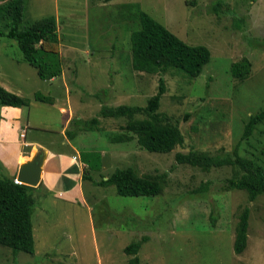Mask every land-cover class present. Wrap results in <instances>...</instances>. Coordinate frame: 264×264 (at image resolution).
<instances>
[{"label": "rangeland", "instance_id": "1", "mask_svg": "<svg viewBox=\"0 0 264 264\" xmlns=\"http://www.w3.org/2000/svg\"><path fill=\"white\" fill-rule=\"evenodd\" d=\"M136 9L186 43L208 47L210 60L197 77L177 69L161 74L132 69ZM47 16L56 18L61 46L62 73L52 85L23 58L14 39L0 37V86L20 89L31 99L22 107L24 120L33 125L25 128L28 139L57 150L66 137L76 150L91 152L93 163L100 154L99 170L89 171L94 180L131 166L138 174L158 176L163 188L155 196H121L113 185L84 180L86 201L71 203L42 188L33 191L34 252L14 254L0 244V264H264V192L249 201L245 190L224 187L234 173L231 166L203 170L175 160L176 152L192 149L213 156L237 149L264 173V119L241 139L248 116L264 109V0H26L24 23ZM242 58L249 60L250 71L232 74V63ZM160 76L166 90L159 111L177 120L184 136L183 144L167 153L141 149L135 140H110L113 133L142 126L140 121L148 125L142 115L99 116L98 129L70 139L60 132L64 117L50 103L32 99L36 92L52 100L59 96L57 104L72 105L87 120L102 103L145 106ZM11 135L23 137L19 126ZM106 152L112 155L103 159ZM7 168L0 163V176H8ZM245 206L247 243L236 253L235 230ZM134 241H140L136 254L125 250Z\"/></svg>", "mask_w": 264, "mask_h": 264}, {"label": "trees", "instance_id": "2", "mask_svg": "<svg viewBox=\"0 0 264 264\" xmlns=\"http://www.w3.org/2000/svg\"><path fill=\"white\" fill-rule=\"evenodd\" d=\"M25 7L26 0H0V37L16 41L23 58L36 69L41 79L57 77L62 73V67L56 18L47 16L24 23ZM129 7L135 6L132 4ZM135 15L138 21L130 34L132 69L149 74H161L170 69H177L191 79L202 72L204 65L210 60L211 53L208 47L186 43L143 10L136 9ZM249 71L250 62L247 58L232 63L230 68L234 75H242ZM165 90L164 78L160 76L157 90L148 98L145 106L128 104L109 106L102 103L95 117L87 120L73 118L71 124H75L76 130L67 129L66 135L73 139L78 132L98 129L99 116L132 118L142 115L148 125L145 126L143 121L138 120L142 126H134L131 131L113 133L109 136L110 140L115 143H129L135 140L141 149L160 153L170 152L177 145L183 144L184 136L177 120L159 111L160 99ZM33 98L52 103L51 97L41 93H34ZM28 104L29 98L0 86L1 106L22 107ZM263 119L264 109L250 114L244 124L241 139L249 137ZM90 153L80 152L81 161L84 163V179L93 180L94 184L101 186L113 185L116 193L121 196H155L162 192L163 187L158 176L138 174L131 166L117 167L108 177L102 176L100 180H94L89 171L99 169L100 154L96 155L98 163L95 160L93 163ZM175 160L203 170L231 166L234 173L226 179L224 187L245 190L249 201L255 200L264 192L262 166L251 158L241 156L237 149H234L232 154L223 156L208 155L192 149L186 153L176 152ZM35 188L15 181V177L0 176V244L10 247L14 254L17 251L29 254L34 252L31 216L35 205L33 195ZM249 212V207L245 206L239 213L234 239L236 253L242 252L246 247ZM139 247L140 241H134L128 244L125 250L136 254ZM130 261L136 263L137 256Z\"/></svg>", "mask_w": 264, "mask_h": 264}, {"label": "crops", "instance_id": "3", "mask_svg": "<svg viewBox=\"0 0 264 264\" xmlns=\"http://www.w3.org/2000/svg\"><path fill=\"white\" fill-rule=\"evenodd\" d=\"M60 47L59 43V52ZM58 77L59 76L53 77L45 81L48 83L50 82V85H52ZM2 87L11 90L10 92L17 95L26 97L20 89H11L8 85H3ZM66 91H68L67 95L69 96L70 94L67 88ZM59 98L60 97L58 96L53 99L50 105H52L57 112L64 117L60 125V132L64 136L66 130H70V125H75L73 123L70 124L71 120L73 118L82 119V117L78 116V113L76 114L72 105L65 106L64 104H57ZM32 99L34 98L32 97ZM29 104H31L30 98ZM22 107L4 105L0 108V163L3 167H9L7 168L10 172L8 176L16 178L19 166L26 160L33 158L36 154L41 153L43 155L41 180L34 191L42 188L45 194L53 195V199L63 200L67 203H71L77 199L86 201L84 200L86 198L83 187L84 180H88L90 183L92 182L89 179L83 178L84 163L81 161L80 151L76 150V148L70 144V140L66 139V137L61 139V148L57 150L53 149L50 143L44 142L41 139L39 140L38 138L33 137L28 139L25 128L26 126L33 125H31L29 118L24 120L25 118L22 115L24 113ZM21 118L25 121L24 126L22 125ZM17 126H19V137L20 134L24 132V136L20 137L22 140L17 139L16 137H14L13 140L11 135L12 130ZM110 155H112L111 152L101 154L103 159L104 156L109 157Z\"/></svg>", "mask_w": 264, "mask_h": 264}, {"label": "water", "instance_id": "4", "mask_svg": "<svg viewBox=\"0 0 264 264\" xmlns=\"http://www.w3.org/2000/svg\"><path fill=\"white\" fill-rule=\"evenodd\" d=\"M42 163L43 155L41 153L26 160L19 166L15 180L19 183L36 187L41 180Z\"/></svg>", "mask_w": 264, "mask_h": 264}, {"label": "built area", "instance_id": "5", "mask_svg": "<svg viewBox=\"0 0 264 264\" xmlns=\"http://www.w3.org/2000/svg\"><path fill=\"white\" fill-rule=\"evenodd\" d=\"M21 136H24V132L21 133Z\"/></svg>", "mask_w": 264, "mask_h": 264}]
</instances>
